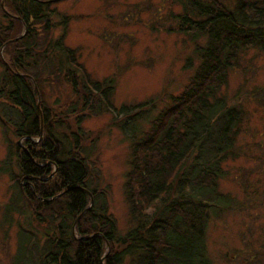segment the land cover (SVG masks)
Returning <instances> with one entry per match:
<instances>
[{"label":"trees","instance_id":"1","mask_svg":"<svg viewBox=\"0 0 264 264\" xmlns=\"http://www.w3.org/2000/svg\"><path fill=\"white\" fill-rule=\"evenodd\" d=\"M53 1L2 0L0 7V169L10 183L0 227L3 234L15 230L9 264H212L205 229L210 217L233 207L218 184L223 163L236 155L242 115L217 93L242 52H264V0H234L231 8L219 0H173L180 5L177 31L193 42V71L155 114L119 109L125 125L133 116L146 125L130 128L127 138L122 190L130 225L121 235L83 138L66 134L63 118L43 100L35 103L34 85L63 84L73 97L67 116L111 108L112 80L91 78L77 49L63 42L68 15H60L61 32L51 37Z\"/></svg>","mask_w":264,"mask_h":264},{"label":"rangeland","instance_id":"2","mask_svg":"<svg viewBox=\"0 0 264 264\" xmlns=\"http://www.w3.org/2000/svg\"><path fill=\"white\" fill-rule=\"evenodd\" d=\"M219 1L230 8L234 2ZM50 8L55 10L50 15L54 23L51 37L61 32L60 15H68L64 44L77 49L79 62L91 78L112 80L111 108L98 114L79 110L84 112L79 120L77 111L67 116L64 112L73 97L63 84H42L41 89L34 85L38 104L43 100L57 118H63L66 134L83 138L81 144L97 180L96 188L105 190L108 211L121 235L130 225L122 190L127 138L130 128L139 130L145 119L139 121L133 116L125 125L119 109L129 107L126 113L137 112L143 118L166 106L192 74L188 62L195 59L193 42L177 31L175 14L180 12V5L173 0H56ZM24 32L23 26L20 34ZM1 64L2 59L0 72ZM217 96L223 97L226 105H236L242 115L236 131V155L223 163L225 172L218 184L219 190L230 196L233 207L209 218L205 229L207 254L212 264H264V52H242ZM2 123L0 119V161L6 154ZM8 136L22 143L20 137ZM9 184L0 169V214ZM3 228L0 264H9L15 230L11 226L3 234Z\"/></svg>","mask_w":264,"mask_h":264},{"label":"water","instance_id":"3","mask_svg":"<svg viewBox=\"0 0 264 264\" xmlns=\"http://www.w3.org/2000/svg\"><path fill=\"white\" fill-rule=\"evenodd\" d=\"M0 5H1V7H2V0H0ZM3 8V7H2ZM21 35V34H20ZM19 35V36H20ZM18 37V36H17ZM14 39H16V37H14V38H12L11 40H14ZM36 105L38 106V96H37V94H36ZM41 135V127H40V129H39V136ZM39 179H45V178H39ZM85 190V192L88 194V196H89V205H91V203H92V196H91V193H90V191H88V190H86V189H84Z\"/></svg>","mask_w":264,"mask_h":264},{"label":"flooded vegetation","instance_id":"4","mask_svg":"<svg viewBox=\"0 0 264 264\" xmlns=\"http://www.w3.org/2000/svg\"><path fill=\"white\" fill-rule=\"evenodd\" d=\"M49 1H53V0H49Z\"/></svg>","mask_w":264,"mask_h":264}]
</instances>
